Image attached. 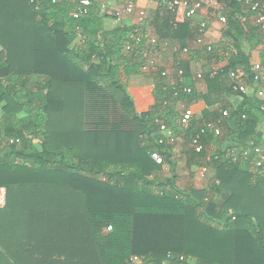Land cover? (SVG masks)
Returning a JSON list of instances; mask_svg holds the SVG:
<instances>
[{"label": "trees", "instance_id": "16d2710c", "mask_svg": "<svg viewBox=\"0 0 264 264\" xmlns=\"http://www.w3.org/2000/svg\"><path fill=\"white\" fill-rule=\"evenodd\" d=\"M217 1L224 6L230 48L227 66L213 78L205 76L208 94L224 72L251 79L240 44L249 34L259 39L255 28L246 31L239 20V3ZM103 2L91 0L87 16L76 19L71 14L78 0H0V150L6 152L0 186L7 189L0 264H125L132 255L147 264H189L188 257L195 264H264V173L249 171L248 162H233L231 155L249 141L258 144L256 115L249 112L225 138L205 128L198 152L191 139L219 115L204 110L193 117L184 128L186 166L213 168L214 177L203 189L180 190L173 168H165L173 164L172 146L154 143L158 133L150 146L141 140L156 133L155 121H163L162 104L173 98L172 86L157 69L154 104L145 113L136 111L121 76H143L152 46L144 33L130 34L133 28L105 29ZM158 31L169 40L189 28L180 23L173 29L168 16ZM198 51L210 54L195 46L188 55ZM30 78L44 80L45 87L35 84L47 91L43 97L28 89ZM179 98L213 104L194 90ZM253 104L259 112L260 103ZM222 141L234 146L223 147ZM209 142L219 146L211 157ZM154 151L162 164L150 159Z\"/></svg>", "mask_w": 264, "mask_h": 264}, {"label": "crops", "instance_id": "0c3cea01", "mask_svg": "<svg viewBox=\"0 0 264 264\" xmlns=\"http://www.w3.org/2000/svg\"><path fill=\"white\" fill-rule=\"evenodd\" d=\"M125 2L126 0H104V2L101 4V8L103 9L104 7L106 8L107 6H109L108 15H110L111 9H115V8L122 9L119 10L118 16H120V18L124 21V23H129L131 24L130 26L135 25L134 26L136 27L135 31H140L142 34L144 33V31H152L149 34L144 33V36L146 38L148 37V39L153 38L152 36H156L154 38L157 37L159 38L158 34L161 30L158 31V29H160V27L162 26L164 19L168 18V14L165 10L163 2L161 0H156V1L143 0L137 5L135 12L131 15H126L124 13L123 9ZM261 2L263 3L264 6V0H261ZM242 8H243V15L246 18V22H244L245 23L244 25H246L248 29L246 31H253V29L255 28L256 29L255 34L259 38L257 40H260L261 39L260 31L259 28H257V26L255 25V21H256L255 17L247 11L246 7H242ZM140 10H143L145 12V16L147 17L146 25H139L140 22L137 18L138 17L137 13ZM207 15L208 14L205 9L200 13H198L193 19L189 21L184 22V20L177 18L179 24L180 23L188 24L189 31L188 32L186 31V33L185 32L182 33L178 39H169V40L164 39L165 41L162 39L158 40L159 47L155 46L158 50L157 52L154 53L155 64L153 66V69L150 71L149 74L150 79L145 78L143 76L137 77L141 79H137L135 82H131L130 85L127 86V91L133 97L136 110L138 113H145L149 111V109H151V107L154 104V99L152 96L154 84L152 82L153 77H151V73H154L157 69H161L162 75L165 77V81L168 85L190 87L199 95L208 96L209 99L207 100L213 101V104L207 107L204 101L201 99L188 102L186 99L170 98V103L172 105L171 109H173L174 112L175 111L178 112L176 116H179L184 108H191L194 113L193 116L194 118L200 116L201 112H203L204 110H208V111L216 110L218 112L219 118L217 120H210L211 121L210 123H217V122L219 123L218 125L220 126L221 135L224 133L222 131H224L225 128L227 131L225 135L223 134L225 138L229 133L238 130V127H240L243 121H245V119H242L241 117L243 115L247 117V114L252 111L256 115V119L258 120L256 133L258 134L260 140L258 141L257 145L264 150V110L260 109L261 106H264V98L259 99L256 95V92L258 91L259 88H261L262 84L257 83V81L253 78L254 73H252V68L255 65L264 66V43L262 42V40L258 42L256 38H254L253 34H249L248 38H243L240 44V50L248 57V63L251 68V79L249 78V76L244 74V76H246L244 81L247 84L246 93L236 94L231 92L229 86L232 79L229 75V72H224L221 75V84H217L216 86L213 85L214 87L212 89L215 88L214 91L211 94H208L207 93L208 88L205 82V77L203 76L204 77L203 79L196 78V75H201V73H203L206 76L213 69H216L219 72H221L222 69H224L227 66V60H228L227 52L230 46L227 45L225 38V36L227 35L226 27H225L226 25L219 23L217 20L209 19ZM201 23H205L206 25L202 33L199 31ZM197 31L199 35L204 36V38L206 39V42L204 41V43L211 45L213 52L212 54L211 53L204 54L198 51L199 52V53L197 52L198 54L195 53V55L190 58L189 55H184L182 53V49L195 48L193 38L195 35H198ZM148 39H146L145 41L146 44ZM164 42H166L165 46H163ZM147 46L150 45L147 44ZM226 46H228L229 48ZM162 47H165V49L163 50ZM145 55L147 57V54ZM175 69H184L186 70V74H184L183 77H177ZM141 89L144 91H139ZM137 93L142 95L141 96L143 99L142 106L138 105ZM255 101H258L260 103L259 112H255L254 110L256 109L253 110L252 108L253 105H255L253 104ZM222 111L228 112L229 115L227 118H222V116H220ZM175 123L177 126L176 131L177 129L182 130L178 126L177 120H175ZM205 123L207 124L208 121H206ZM249 143H254V142L249 141L247 145ZM222 146L231 147L234 146V143L223 142ZM215 148L216 149L208 148L209 157L215 154V151L217 150V148H219V146L216 145ZM4 152L5 151H3V153ZM2 158L4 157L2 156ZM1 161L2 159H0V162ZM204 169H205L204 171L203 168L199 170L200 174L203 176L202 178H204L206 174L210 171L214 173L213 168L206 167ZM254 171L255 170L251 169V172ZM205 201H207V199ZM187 259H188L187 262L189 264H195L196 262V259L194 257H188ZM163 264H169V263L164 262Z\"/></svg>", "mask_w": 264, "mask_h": 264}, {"label": "built area", "instance_id": "2783aa9c", "mask_svg": "<svg viewBox=\"0 0 264 264\" xmlns=\"http://www.w3.org/2000/svg\"><path fill=\"white\" fill-rule=\"evenodd\" d=\"M143 0H126L124 5V13L126 15H131L135 12L137 5L142 2ZM147 1H156V0H147ZM165 7V10L170 18V24L173 29H176L179 25L177 18H180L185 21H189L193 19L198 13L205 10L207 11V16L209 19L217 20L219 23L225 25L227 23V18L224 14V6L222 3L218 2L217 0H161ZM239 3L242 7H246L247 11L253 15L256 19L255 25L259 28L260 37L262 42L264 43V6L261 0H235ZM91 5V0H78L77 9L74 11L71 16L73 18L79 19L84 18L88 14V8ZM137 18L139 22H142L146 16L143 10L138 11ZM239 20L244 23L246 22V18L244 16H240ZM205 23L200 24L199 31L202 33L205 29ZM131 38L135 41L136 44L140 42L139 36H132ZM152 47L158 46L159 41L157 38H149L147 41ZM195 46H200L205 49L207 53H212V47L210 44H205L202 38H195L194 40ZM166 45V42L163 43V46ZM131 46H128V48ZM182 53L184 55H188L189 49L184 48L182 49ZM146 66H144L143 71ZM252 73H254L253 78L257 81V83L262 84L261 88L258 89L256 95L259 99L264 98V66L255 65L252 68ZM179 74H182L180 71ZM218 75V70L213 69L208 73L209 78H213ZM229 75L232 79L230 83V90L236 94H244L247 90V84L245 83L244 79L246 76L244 74L238 72H229ZM183 77V76H180ZM196 78H201V75H198ZM181 84V83H180ZM192 89L190 87H181V86H172V97L177 99L179 98L180 94H191ZM166 104V103H164ZM261 110H264V106L260 107ZM227 111H222L221 116L222 118L228 117ZM194 113L191 108H184L180 115L177 118V124L181 129H184L188 126V124L193 119ZM245 119V115L241 117ZM156 122V127L158 130V137L155 141H157V145H170L173 146L176 141V136L172 127L166 126L162 122ZM219 123H207L204 128H201L200 132H198L190 141V146L192 147L193 151H200L203 148L201 144L200 137L204 134L205 128H211L214 135L220 134V126ZM10 145H16L19 143V140L11 139L8 141ZM232 161L233 162H249L251 161L254 169L258 172L264 173V150L254 143H249L245 148H241L239 150L232 149L231 151ZM150 159L157 164H162L161 153L154 151L150 153ZM203 167V171L205 170ZM202 169V168H201ZM7 201V189L3 186H0V211L3 210L6 206ZM111 230V227L107 228V232ZM179 261L183 262L186 261L184 256L179 257ZM125 264H145L144 258L137 255L130 256L126 261Z\"/></svg>", "mask_w": 264, "mask_h": 264}, {"label": "rangeland", "instance_id": "374dc122", "mask_svg": "<svg viewBox=\"0 0 264 264\" xmlns=\"http://www.w3.org/2000/svg\"><path fill=\"white\" fill-rule=\"evenodd\" d=\"M105 6H107V5H105ZM111 6H113V5H111ZM113 7H115V6H113ZM116 10H118V11H116ZM119 10H122V9H119V8L111 9V13H110V15H108L109 14V6H107L106 8L104 7L103 9L101 8L100 14L109 16V18L104 21L105 29L111 30V29H114L115 27H117L118 25H122L124 23V21L120 18V16H118ZM141 23H143V24H141ZM146 23H147V17L142 22H140L139 25H146ZM123 25L127 28H133L132 30H135V28H136V27H134L135 25L130 26L131 24H129V23H124ZM135 32L139 33V34L141 33L140 31H130V34H133ZM150 32H152V31H144L145 34H149ZM130 34H129V36H131ZM197 34L198 35H195L193 40L195 38H202L206 42V39L204 38V36L199 35L198 31H197ZM152 37H156V36H152ZM146 39H148V37ZM146 39H145V41H146ZM157 39L160 40V38H158V37H157ZM157 47H159V46H157ZM162 48H163V50L165 49V47H162ZM157 50L158 49L156 47H154V48L151 47L149 53L147 54V57L145 58V61H144V63H145L144 65L146 66L145 74L147 73L146 75L143 74V77H145V78L150 79L149 74H150V71L153 69V66L155 64L154 53L157 52ZM212 52H213V50H212ZM143 68H144V66H143ZM143 68H142V70H143ZM180 71L182 72V74H179ZM175 72H176L177 77L184 76V74H186V70H184V69H175ZM152 74H154V73H151V77H152ZM197 76L198 75H196V77ZM203 76L205 77V75L203 73H201L202 79L204 78ZM121 77H122L121 78L122 82L126 81V87L128 85H130L131 82H135L137 79H141V78H137L133 75L129 76L128 79L124 75H122ZM35 84H37L38 86L41 85V87H45L44 80H41L39 78H32V79L30 78V80L27 84L28 89H30L32 92L38 94V97H40L39 95H42V97H43L47 91L45 89H39V87L35 86ZM17 88L19 89V87H17ZM37 89H39V90H37ZM139 91H144V90L141 89ZM145 94H143V95H145ZM147 95H148V93H147ZM132 99H133V97H132ZM164 103H166V104H164ZM171 106L172 105L170 103V99L163 102V104H162L163 109L161 108V110H162L161 117H163L162 118L163 121L159 120L158 122H162L166 126L172 127V130L174 131V128L177 126L175 124V127H173V126H171V124H173L172 122H174V119L176 118V115L178 114V112H176V111L174 112L173 109H171ZM134 107L136 109L135 103H134ZM170 109H171V111H170ZM22 116H23V114L18 115V117H22ZM177 118H178V116H177ZM154 124L156 125V122ZM222 132H224L223 133L224 135H225V133H227L225 128H224V131H222ZM157 133H158V130L156 131V133L153 132L151 135H144L141 139L142 140V146H150V144L148 145L149 139L151 137H153L154 135H156ZM174 134L176 136V138H175L176 141H175L174 145L172 146L173 164L165 163L166 164L165 168L168 171H171V169L173 168V170L175 171L174 174L176 175L175 185L180 190L183 191V190H187V189H195V190L203 189L204 187L208 186L212 182V179L214 177L213 176L214 173L210 171L206 174V176L204 178H202L203 176L200 174V171H199L200 168H198L196 166L188 168V166H186V162H185L187 157H186V154H184V151L186 150L187 145H188V144L186 145V140H184V138H183L185 136L184 130L182 129L179 131V129H177L176 133L174 131ZM223 134L221 136H223ZM217 138H219V137H217ZM11 139H7V140H11ZM7 140H6V138H3L1 141L4 143ZM154 143H157V141H155ZM217 144H218L217 142H211V143L209 142L208 148L216 149L215 146ZM3 151H5V150H2V149L0 150V159H2V161H4L5 156H6V152H4L5 153L4 154ZM2 156L4 158H2ZM161 158H162V162H163L164 159H163L162 155H161ZM247 168H249L250 171H251V169L255 170L250 160L248 162ZM253 173H257V171L255 170ZM166 174H168V173H166ZM169 175H171V173ZM114 183L121 184V183H123V181H121L119 179H115ZM104 232H107V228L104 230Z\"/></svg>", "mask_w": 264, "mask_h": 264}]
</instances>
